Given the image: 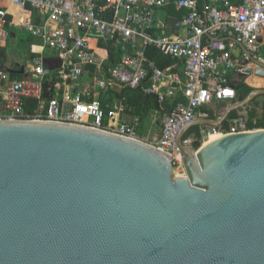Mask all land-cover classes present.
Segmentation results:
<instances>
[{
  "label": "water",
  "instance_id": "obj_1",
  "mask_svg": "<svg viewBox=\"0 0 264 264\" xmlns=\"http://www.w3.org/2000/svg\"><path fill=\"white\" fill-rule=\"evenodd\" d=\"M44 88L51 99L54 86ZM263 96L237 91L220 119L183 126L176 176L171 153L140 140L0 120V264H264V129L182 144L233 113L248 123Z\"/></svg>",
  "mask_w": 264,
  "mask_h": 264
},
{
  "label": "built area",
  "instance_id": "obj_2",
  "mask_svg": "<svg viewBox=\"0 0 264 264\" xmlns=\"http://www.w3.org/2000/svg\"><path fill=\"white\" fill-rule=\"evenodd\" d=\"M171 6L184 12L172 26L159 18ZM11 27L35 42L21 80L0 73V120L66 122L140 140L171 153L174 170H184L180 129L196 118L220 119L225 111L218 106L235 102L245 69L264 64V0H0V49ZM149 48L174 64L157 67ZM46 83L54 86L51 99ZM121 89L174 104L169 113H156L162 114L159 135L146 125L141 130L122 100L102 103ZM263 119L264 108L254 126ZM248 123L230 117L219 127L196 126L182 144L200 148L213 136L262 130Z\"/></svg>",
  "mask_w": 264,
  "mask_h": 264
},
{
  "label": "trees",
  "instance_id": "obj_3",
  "mask_svg": "<svg viewBox=\"0 0 264 264\" xmlns=\"http://www.w3.org/2000/svg\"><path fill=\"white\" fill-rule=\"evenodd\" d=\"M200 3L201 1L204 2V0H198ZM168 19L170 22V25L172 26L173 24L176 23L179 19L182 18L184 15V12L176 11V9L171 6L168 8ZM32 40V39H31ZM113 54H117L115 49H112ZM147 56L148 58L152 59L155 61L157 67L164 69L174 63V61L170 58L167 57L154 48H149L147 51ZM7 60L6 56V49L1 48L0 49V73L6 72L4 66ZM111 60L114 61L113 56L111 57ZM13 77V75H11ZM254 88L249 86L248 84H245L243 80H241L237 84V91H238V96L242 99H245L251 91H253ZM120 99L122 100V104L126 108V112L130 117H139L141 121V130H144L145 125H147L150 121L152 116L161 111L163 113H169L173 108L174 104L167 102L163 106L158 102V99L154 95H148L144 93L142 90H132V89H121L117 91L116 93H111L108 97H105L103 99L104 105L106 102H111L113 99ZM250 120L248 123L249 127H257V128H262L264 129V119L261 120L258 125L254 126L253 120L256 118L257 114L256 111L250 110ZM161 114V115H162ZM237 115L233 113L231 115V118H235ZM193 132H197V127L191 128L190 131L186 133V137L190 136ZM195 147L198 148L200 144L196 142Z\"/></svg>",
  "mask_w": 264,
  "mask_h": 264
},
{
  "label": "rangeland",
  "instance_id": "obj_4",
  "mask_svg": "<svg viewBox=\"0 0 264 264\" xmlns=\"http://www.w3.org/2000/svg\"><path fill=\"white\" fill-rule=\"evenodd\" d=\"M12 32L16 33L17 38L13 39L12 37H10V39L7 43L8 57L11 59L10 61L13 60V62H15L17 59H23L24 60L26 58L25 53H27L28 46L30 45L29 44L30 34L22 28L19 30H14V31L12 30ZM262 50L264 52V49H262ZM47 56H51V54H47ZM9 63L10 62H8V64H5V66H4L5 70H7V68L11 69V63L10 64ZM263 97L256 98L248 106V108L250 110L256 111V114H257L256 118L257 119L261 118L262 111L264 108V98ZM221 105H222V107H220ZM221 105L218 106V110L220 109L222 111L223 108H226V106L228 107L230 105V103L226 102V103H223ZM151 120L154 121V124H152V122L150 121L146 125L145 130H147V131L148 130L149 131L154 130V131H152L153 135L154 136L156 134L159 135L161 132V128H162V116L160 114H154V117H153V119L151 118ZM178 170H182V169H175L174 170L175 176H176V173Z\"/></svg>",
  "mask_w": 264,
  "mask_h": 264
},
{
  "label": "crops",
  "instance_id": "obj_5",
  "mask_svg": "<svg viewBox=\"0 0 264 264\" xmlns=\"http://www.w3.org/2000/svg\"><path fill=\"white\" fill-rule=\"evenodd\" d=\"M201 1V0H200ZM203 4V2L201 1V3H200V5H202ZM11 10H12V8H11ZM168 14H169V12H168V10H166L165 12H162V13H159V18H165V20H167V21H169V19H168ZM19 29H21V28H19V27H11L10 28V31H11V37L13 38V39H16L17 38V35H16V33L14 32H12V30L14 31V30H19ZM32 37L30 36V39H29V44L31 45L32 43H34L35 41L32 39ZM28 44V45H29ZM30 45L28 46V51H27V53H25V55H26V58L23 60V59H17L15 62H13V60L12 61H10L11 59L8 57V51H7V44H6V46H4L3 48H5L6 49V56H7V60H6V63L5 64H8V62H10L11 63V69H9V68H7V70H6V74L8 75V74H10V76L11 75H13V77H12V79L13 80H21L25 75H26V73L29 71L28 70V67H27V65L29 64V62H30V59H31V55H30ZM147 51H148V49H147ZM9 63V64H10ZM174 64V63H173ZM171 66V65H170ZM169 67V66H168ZM256 69V68H255ZM254 69V70H255ZM260 69H262V68H260ZM254 70H253V72H254ZM262 70H264V69H262ZM253 74V73H252ZM251 74V75H252ZM251 75H249V76H245L244 78H242V80L244 81V83L245 84H248L249 86H251V87H253V88H264V82H263V85L262 86H253V85H251V84H249L248 83V79H249V77L251 76ZM259 78H261V77H259ZM262 80H264V78H261ZM220 107H222V105L220 106ZM225 109H227V106H226V108H223V110L221 111L222 113H224V111H226ZM250 110V109H249ZM156 114V113H155ZM262 116V115H261ZM153 117H154V115H153ZM153 117H152V119H153ZM238 117V116H237ZM257 119V118H256ZM151 122H152V124H154V121L153 120H151ZM154 131V130H153ZM155 134V133H154ZM157 135V134H156Z\"/></svg>",
  "mask_w": 264,
  "mask_h": 264
},
{
  "label": "bare ground",
  "instance_id": "obj_6",
  "mask_svg": "<svg viewBox=\"0 0 264 264\" xmlns=\"http://www.w3.org/2000/svg\"><path fill=\"white\" fill-rule=\"evenodd\" d=\"M264 78V70L260 69V68H256L253 72V74L249 77L248 79V83L253 85V86H262L264 80H262L261 78ZM217 138H221L219 136H213L209 139V142L217 139ZM208 142V143H209Z\"/></svg>",
  "mask_w": 264,
  "mask_h": 264
}]
</instances>
